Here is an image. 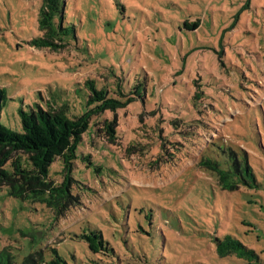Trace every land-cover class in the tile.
I'll use <instances>...</instances> for the list:
<instances>
[{"label":"rangeland","instance_id":"rangeland-1","mask_svg":"<svg viewBox=\"0 0 264 264\" xmlns=\"http://www.w3.org/2000/svg\"><path fill=\"white\" fill-rule=\"evenodd\" d=\"M42 5L0 0L1 124L21 133L20 111L38 105L80 116L89 81L133 101L92 119L65 215L0 189V252L17 264L53 250L69 264H264V0H67L77 37L55 48L35 43ZM113 117L111 142L97 130ZM234 158L255 184L226 189L204 164L229 170ZM63 170L55 160L49 179ZM92 231L108 251L90 250ZM218 240L254 254L220 255Z\"/></svg>","mask_w":264,"mask_h":264},{"label":"trees","instance_id":"trees-1","mask_svg":"<svg viewBox=\"0 0 264 264\" xmlns=\"http://www.w3.org/2000/svg\"><path fill=\"white\" fill-rule=\"evenodd\" d=\"M66 2L67 0H43L39 23L43 37L35 41L36 46L53 48L56 41L65 45L66 39H76L75 29L64 26ZM194 27H198V23H195ZM89 84L91 91L87 102L89 108L80 116L69 117L65 106L43 108L38 105L29 112L20 111L21 133L5 127L0 122V189L7 187L10 196L14 198L31 199L33 202L45 204L57 217L65 215L74 206L77 198L72 193V187L76 181L72 173L83 135L89 130L93 118L106 111L116 113L119 108L133 101V98H130L126 103H122L109 97L107 89H99L93 81H89ZM5 101V91L0 88V118ZM102 123V128L97 130L98 133H104L111 142H114L117 139L118 127L116 117L104 119ZM57 159H61L64 164V177L59 184L49 179V167ZM245 160L239 163L234 158L229 170H222L217 162L209 160L204 164L217 171L224 188L235 190L241 185L251 186V183L256 182L254 171ZM83 238L94 254L110 249L101 231H92L83 235ZM229 239L230 237L226 238ZM218 242L217 251L220 255L240 249L254 254L238 240H232L228 247H222L224 244L220 240ZM53 253L55 257L47 263L42 253H36L25 258L21 264H69L56 250H53ZM0 264H17L7 248L0 252Z\"/></svg>","mask_w":264,"mask_h":264}]
</instances>
